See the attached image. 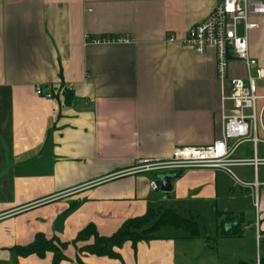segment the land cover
Returning <instances> with one entry per match:
<instances>
[{"label":"crops","instance_id":"1","mask_svg":"<svg viewBox=\"0 0 264 264\" xmlns=\"http://www.w3.org/2000/svg\"><path fill=\"white\" fill-rule=\"evenodd\" d=\"M220 1L0 0V264H52L51 252L15 255L38 233L69 243L60 264L78 255L85 264H187L200 254L201 264H257L264 256L256 233H264V164L233 167L248 185L225 170L165 172L175 175L171 192L151 187L156 173L113 175L222 138L233 109L223 99L229 88L218 79L216 50L197 54L182 41ZM257 20L250 53L263 62L264 15ZM246 75L234 59L229 77ZM41 85L53 86L55 97L39 96ZM252 155L251 143L235 152ZM257 155L264 158V144ZM169 207L197 220V236L160 226L150 240L116 248L120 258L73 244L90 223L108 236L128 219Z\"/></svg>","mask_w":264,"mask_h":264},{"label":"built area","instance_id":"2","mask_svg":"<svg viewBox=\"0 0 264 264\" xmlns=\"http://www.w3.org/2000/svg\"><path fill=\"white\" fill-rule=\"evenodd\" d=\"M213 10L206 19L189 28L182 41L197 54H204L209 47L216 50L218 79L223 89L226 86L229 88L228 93L223 92V99L230 101L233 109L232 114H224L222 138L207 146H178L168 158L140 159L132 167L113 175L148 172L161 175L182 169L211 168L225 170L237 183L248 185L234 174L233 167L237 165L257 167L264 164V158H259L257 155L258 146L264 144V138L259 135L260 129L264 130V93H259V90L264 87H260L258 83H264V61L259 62L250 53L249 39L250 31L260 27L257 19L264 15V0H221ZM241 24L242 32L239 30ZM114 40L116 39L100 38L97 42H114ZM170 41L174 39L171 37ZM234 59L244 62L247 69L246 77H229V65ZM35 90L39 96L55 97V89L51 85L37 86ZM259 101H263L260 108H258ZM245 143L253 145L252 158L236 157L235 152ZM160 184L159 176L150 182L153 189H159ZM253 184H257V181ZM256 233L257 247L261 249L264 245V233L259 229ZM256 263L261 264L259 254Z\"/></svg>","mask_w":264,"mask_h":264},{"label":"trees","instance_id":"3","mask_svg":"<svg viewBox=\"0 0 264 264\" xmlns=\"http://www.w3.org/2000/svg\"><path fill=\"white\" fill-rule=\"evenodd\" d=\"M58 89L64 94L67 103L74 101L72 89L67 88L65 84H61V87ZM164 225L182 227L191 237L197 236L199 231L197 220L184 217L174 208L169 207L159 210H149L146 215L128 219L119 230L108 236L100 235L97 226L94 223H90V225L78 232L73 244L77 245L79 241L88 242L92 237L94 241L79 248V251H85L86 253H92L98 256L107 255L112 258H120L119 253L115 250L116 248H120L127 241L132 242L135 246L141 240H150V238L154 237L156 229ZM239 232L228 231L226 234L233 236L239 235ZM34 239L29 245L16 246L13 249L15 255L26 257L31 254H37L44 258L47 252H51L54 254L52 264H60L62 260L67 259L63 251L68 246V242H63L56 237L49 238L42 233H38ZM55 242L59 244V247L56 246ZM77 260L79 264H85L79 255ZM260 263L264 264V256L262 255L260 256Z\"/></svg>","mask_w":264,"mask_h":264},{"label":"rangeland","instance_id":"4","mask_svg":"<svg viewBox=\"0 0 264 264\" xmlns=\"http://www.w3.org/2000/svg\"><path fill=\"white\" fill-rule=\"evenodd\" d=\"M239 30H240V32H242V24L240 25V27H239ZM254 73H255V70H254ZM259 83V85H260V87H264V83H262V82H258ZM259 93H264V88H262V90L260 89L259 90ZM262 102L263 101H259L258 102V108H260L261 107V104H262ZM0 136H1V142H3V144L5 145L6 144V138H5V136H2V134H0ZM2 150L3 151H5V153H6V155L8 156L9 155V152H8V150H7V146H5V147H2ZM7 166H9V165H7ZM94 241V238H92L91 237V240L90 241H88V242H84V241H79V243H78V245H79V247H78V250H79V248H81V247H83V246H86L87 244H90V242L92 243ZM56 243V246L57 247H59V244L57 243V242H55ZM261 251H262V253H264V245H262L261 246ZM80 253L82 252V251H79ZM85 252V251H84ZM195 256V255H194ZM202 259H204L203 258V256L200 254V255H198L197 257H193V256H190L187 260H186V263L187 264H201V261H202ZM220 262H221V260H220ZM225 262V261H224ZM252 262V263H251ZM251 264H255L254 262H255V260H252L251 259ZM71 264H79L78 263V260H77V258H76V260H74Z\"/></svg>","mask_w":264,"mask_h":264},{"label":"water","instance_id":"5","mask_svg":"<svg viewBox=\"0 0 264 264\" xmlns=\"http://www.w3.org/2000/svg\"><path fill=\"white\" fill-rule=\"evenodd\" d=\"M160 181H161V191L165 192H171L172 190V181L175 178V175L173 174H163L160 175ZM230 224L226 225V228L229 229Z\"/></svg>","mask_w":264,"mask_h":264}]
</instances>
